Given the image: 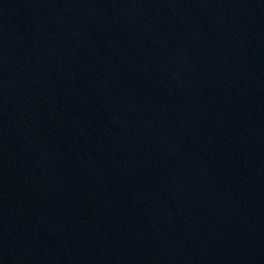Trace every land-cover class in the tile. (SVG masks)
<instances>
[{
    "label": "water",
    "instance_id": "water-1",
    "mask_svg": "<svg viewBox=\"0 0 264 264\" xmlns=\"http://www.w3.org/2000/svg\"><path fill=\"white\" fill-rule=\"evenodd\" d=\"M0 264H264V0H0Z\"/></svg>",
    "mask_w": 264,
    "mask_h": 264
}]
</instances>
